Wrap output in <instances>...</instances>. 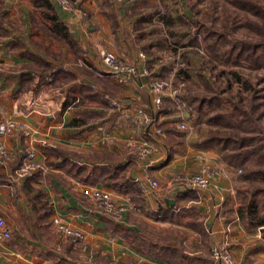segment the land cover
<instances>
[{"label": "crops", "instance_id": "1", "mask_svg": "<svg viewBox=\"0 0 264 264\" xmlns=\"http://www.w3.org/2000/svg\"><path fill=\"white\" fill-rule=\"evenodd\" d=\"M69 1L0 0V122H17L0 131V214L10 230L0 264H224L210 253L222 244L238 264H263L256 226L239 217L228 150L202 147L150 95L155 61L174 53L172 18L157 21L154 0ZM100 49L134 63L140 78L119 82ZM136 107L157 114L156 126L135 125ZM129 139L148 144L149 156L129 152ZM28 147L43 168L17 176ZM204 164L221 169L206 187L175 182ZM147 177L156 192L140 190ZM92 188L118 204L128 196L134 208L107 217L85 194Z\"/></svg>", "mask_w": 264, "mask_h": 264}, {"label": "rangeland", "instance_id": "2", "mask_svg": "<svg viewBox=\"0 0 264 264\" xmlns=\"http://www.w3.org/2000/svg\"><path fill=\"white\" fill-rule=\"evenodd\" d=\"M154 1L156 20L172 18L176 34L173 55L155 61L160 72L152 77L183 80L182 96L190 108L180 112L165 97L162 109L175 117L172 122L186 123L185 129L177 126L185 134L238 139L223 159L240 169L234 191L239 211L248 193L264 188V0ZM256 231L264 251V224Z\"/></svg>", "mask_w": 264, "mask_h": 264}, {"label": "built area", "instance_id": "3", "mask_svg": "<svg viewBox=\"0 0 264 264\" xmlns=\"http://www.w3.org/2000/svg\"><path fill=\"white\" fill-rule=\"evenodd\" d=\"M59 2L66 9H70L73 5L69 0H59ZM99 55L101 60L110 68L111 72L119 82L128 83L131 81H136L140 78L141 72L139 71L138 67L135 64L121 60L114 52L107 49H100ZM171 55V51H167L162 54L161 59L158 58L157 60L160 63L161 61L170 58ZM44 79L50 81L52 79V72L46 73L44 75ZM184 85L185 82L183 80H174L172 76L165 78L152 77L149 82V92L157 108H161L164 98L169 97L174 102L179 111L183 112L185 109L190 110L182 96ZM92 87H94V85H92ZM105 97L109 100L112 106H117L119 104V101L116 98H110L108 95H105ZM131 121L135 123V125L142 127H148L152 125L156 126L158 123V116L155 113L146 112L142 107H136L135 115L131 118ZM176 124L182 129L187 128V125L184 121H180ZM15 126H17V122L14 119L5 117L0 122V131L10 132ZM155 131L157 133H162V129L158 126L155 127ZM126 147L129 152L135 154L139 158L148 157L151 151V148L148 144L140 143L135 139L127 140ZM35 153V149L31 147L26 149L22 163L15 172L17 176L30 175L35 170L43 168L42 164L35 159ZM0 154L7 156V152L2 145H0ZM220 170L221 169L219 167L204 164L196 173L176 176L175 182L180 183L188 188L202 189L208 184L209 178L214 174L219 173ZM239 171L240 169L236 170V173ZM145 179L146 180L144 181H138L140 190L142 192L147 190L156 192L160 187L159 182L151 177H147ZM169 186L170 185L167 184L166 187L169 188ZM12 194L14 195L13 191L11 195ZM85 194L88 196L96 211L107 214L114 219H118L122 212L128 208H134L128 196L124 198V203L118 204L107 192L97 188L85 190ZM54 222L57 223L59 228L69 235L73 240H79L81 238L82 235L79 231L60 224L58 218H55ZM9 237L10 230L5 223L3 216L0 214V239H8ZM210 253L214 259L221 261L224 264H238L237 261L232 258V255L228 251L226 244H222L220 246H211Z\"/></svg>", "mask_w": 264, "mask_h": 264}, {"label": "trees", "instance_id": "4", "mask_svg": "<svg viewBox=\"0 0 264 264\" xmlns=\"http://www.w3.org/2000/svg\"><path fill=\"white\" fill-rule=\"evenodd\" d=\"M217 37V35L215 34ZM264 51V43L260 46ZM188 102V101H187ZM190 104V103H189ZM239 145L238 139L228 134L208 133L201 140V146L204 148H218L220 150H229ZM248 174L245 175L248 178ZM248 201L244 207L239 208V217L246 225L256 226L264 224V188H257L248 193ZM103 214V213H102ZM109 217L107 214H105Z\"/></svg>", "mask_w": 264, "mask_h": 264}]
</instances>
